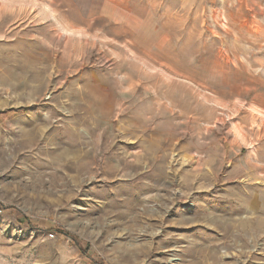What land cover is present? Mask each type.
Returning <instances> with one entry per match:
<instances>
[{
    "label": "rangeland",
    "instance_id": "rangeland-1",
    "mask_svg": "<svg viewBox=\"0 0 264 264\" xmlns=\"http://www.w3.org/2000/svg\"><path fill=\"white\" fill-rule=\"evenodd\" d=\"M0 264H264V0H0Z\"/></svg>",
    "mask_w": 264,
    "mask_h": 264
},
{
    "label": "bare ground",
    "instance_id": "bare-ground-1",
    "mask_svg": "<svg viewBox=\"0 0 264 264\" xmlns=\"http://www.w3.org/2000/svg\"><path fill=\"white\" fill-rule=\"evenodd\" d=\"M69 125H72V124H69ZM63 126V125H62ZM77 126V125H76ZM65 129V128H63ZM37 129H32L29 133H28V136H29V139L32 140V138H34L36 135H37ZM65 134V136L63 137H66L68 138L66 140V143H70V147H68V149L66 151H80V154L79 156L81 155L82 156V147H81V144L84 142L82 140V135L78 132V130L74 127H69L68 129H65V131H63ZM28 140V139H27ZM59 141V140H58ZM84 147V146H83ZM65 149V148H63ZM61 152V151H60ZM75 152V154H76ZM87 152V151H86ZM85 152V153H86ZM68 153V152H67ZM65 154V153H64ZM71 154V153H70ZM74 155V154H73ZM88 155V154H86ZM77 156V155H76ZM80 161H73V162H70L69 163V166L72 167L74 170H77V172H80L83 168H84V164L85 163H88V162H85L83 161V159H79ZM87 161V160H86ZM111 166V165H110ZM107 167V166H106ZM112 168V167H110ZM127 174V173H126ZM78 176V175H77ZM156 179V178H155ZM141 197V196H140ZM146 199V198H145ZM143 216V215H142ZM244 225V224H243ZM174 259H177V258H174Z\"/></svg>",
    "mask_w": 264,
    "mask_h": 264
}]
</instances>
